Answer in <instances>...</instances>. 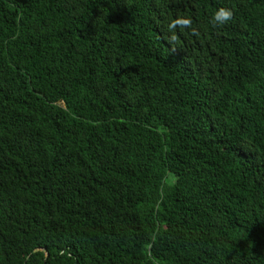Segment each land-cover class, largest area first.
<instances>
[{"label": "trees", "instance_id": "1", "mask_svg": "<svg viewBox=\"0 0 264 264\" xmlns=\"http://www.w3.org/2000/svg\"><path fill=\"white\" fill-rule=\"evenodd\" d=\"M0 264H264V0H0Z\"/></svg>", "mask_w": 264, "mask_h": 264}, {"label": "clouds", "instance_id": "2", "mask_svg": "<svg viewBox=\"0 0 264 264\" xmlns=\"http://www.w3.org/2000/svg\"><path fill=\"white\" fill-rule=\"evenodd\" d=\"M233 15L234 13L232 10L221 7L213 13L212 21L217 25H224L232 20ZM177 25H180L181 28H184V27L191 28L192 20L190 18H180V19L171 21L168 27L170 31H173V35L171 37L173 41L177 40V37L174 34V29L177 27ZM193 32H195V29H193Z\"/></svg>", "mask_w": 264, "mask_h": 264}]
</instances>
